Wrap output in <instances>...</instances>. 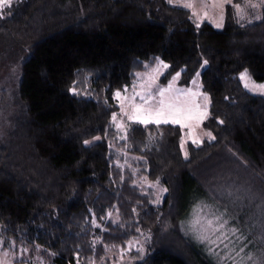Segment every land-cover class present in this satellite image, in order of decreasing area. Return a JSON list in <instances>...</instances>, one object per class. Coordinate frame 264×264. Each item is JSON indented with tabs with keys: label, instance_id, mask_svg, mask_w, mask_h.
<instances>
[{
	"label": "trees",
	"instance_id": "trees-1",
	"mask_svg": "<svg viewBox=\"0 0 264 264\" xmlns=\"http://www.w3.org/2000/svg\"><path fill=\"white\" fill-rule=\"evenodd\" d=\"M2 11L0 46L19 47L21 75L0 143L3 250L116 264L110 250L146 235L135 264H216L182 230L205 202L264 234V97L239 77L264 82V9L245 24L228 5L223 30L169 0H12ZM156 57L169 66L163 82L179 72L187 86L200 72L210 97L203 128L215 139L189 143L187 158L179 126L130 123L122 134L112 118L114 94L132 91ZM144 181L167 189L161 205Z\"/></svg>",
	"mask_w": 264,
	"mask_h": 264
},
{
	"label": "rangeland",
	"instance_id": "rangeland-1",
	"mask_svg": "<svg viewBox=\"0 0 264 264\" xmlns=\"http://www.w3.org/2000/svg\"><path fill=\"white\" fill-rule=\"evenodd\" d=\"M186 2H191L193 4L192 8H187L190 10L191 14L193 15L194 19L199 22H208L212 24L217 30H223L226 26V8L228 5H235L239 4L240 9L236 11L238 13L239 19L241 22L247 24L252 23L255 21L260 20L261 12L264 9V2L262 0H231V4H225L223 12H221L220 8L213 7V4L215 2H218V0H172V3L182 6ZM252 5H255L253 7ZM205 13L207 15L205 16ZM221 16L223 17L221 19ZM221 24V27H217V24ZM5 43H2L0 46V143L1 140L5 139L8 136V130L12 127V121L14 116L16 115V112L19 108L18 103V82L21 77L20 75V62H19V52L14 53V50L19 49V47L13 46V48H9L10 53H6L8 51L5 46ZM17 47V48H16ZM5 64H2V63ZM164 64H166L164 62ZM1 65L3 68L6 67V69L2 70ZM168 65V64H167ZM157 65L151 69L148 73H141L138 75L135 88L131 92H120L121 98L123 99L124 109L121 110V99H118L115 97L119 107H120V116L116 118L115 126L117 129L122 133L125 134L130 123H140L136 120H130L128 119V115H131L133 113V109L131 107V104L134 102L135 104H140L141 101L139 97L137 96L134 101L129 100L128 98H131L134 96L135 93L143 92L144 91V85L146 84L147 78L149 76H154V82L152 84V91L155 93L156 89L158 87H164L166 88L168 86V83L172 81V78L176 76V74L168 81L163 82V77L165 76L167 69L163 66H160L159 68V74L153 73V69H155ZM246 72L245 79H241L240 74V80L242 82L243 87L250 93L254 95H259L264 97V90H261L259 88L260 85H264V82H258L255 81L250 74L247 71H244L242 73ZM180 77L176 79L173 85V91L174 93H179L187 90H191L192 92H198L200 95L197 96V102L200 105L201 111H203L206 107L207 109V116L206 118L200 120L197 122L196 119L192 120H186L183 122V124H174L170 120L168 123L161 122L160 124H170L174 126H179L182 130V138H183V147L182 152L185 157V152H187V145L189 143L192 144V139H197L201 141L200 145L205 141V136H208V131H205L203 128V124L205 120L208 117L209 108H210V97L209 95L204 91L202 80H201V74L199 72V76H195L193 80H195V83L191 82L187 86H183L180 84ZM192 80V81H193ZM245 84L248 85V87H245ZM207 97V100L205 99ZM127 113V114H126ZM142 124V123H141ZM149 124H156V123H149ZM147 124V125H149ZM158 125V124H157ZM185 125H191V127L185 126ZM212 135V134H211ZM213 137V135H212ZM210 140H212L210 138ZM188 156V155H187ZM140 186L143 187H149L154 189L153 195L154 198V204L161 205L164 202V198L166 195V192H163L162 189L165 187L160 184H150L147 181H144L140 184ZM115 214V213H114ZM215 214L217 216L222 215L225 220L228 221L227 225H225L224 231L227 233L228 238L223 239V243H220L219 247L216 248V253L218 255L212 254L208 251V248L210 245H207L205 243H200L196 239L197 232L195 230L200 229V225L196 224L195 221L197 219L201 220V223H203V218L208 217L211 218V216ZM260 218V220H264V214L263 212H257L256 216ZM261 215V216H260ZM116 218L117 217H112ZM248 223V222H247ZM245 221L242 220L238 222L237 224H234L231 222L229 217L213 202H205V203H199L187 216L185 219L182 230L183 234L191 241L194 242L197 246H199L205 254L209 255V257L216 263V264H233L232 260H223L222 257L225 255L226 252L232 251V255L235 257L236 264H264V234H261L260 232H253L250 229V226ZM101 229L104 228V225H98ZM238 228L239 231L233 235L229 230V228ZM245 237L247 239H245ZM215 239V237H213ZM148 237L142 236L140 238H136L131 240L125 247H120L117 249L110 250L107 257L104 259L105 261L109 260L111 263L116 264H135L139 259H141L142 254L144 256V253L146 252L148 248ZM227 244L228 248L226 249L224 245ZM243 247V251H240V249ZM143 248V251H138V249ZM37 251L44 252V250L38 248ZM25 252V253H24ZM22 253H16L14 250H10V252L3 250V245L0 242V264H27V261H29L32 258V264H47V260H49L50 255H46L44 253L43 255L38 253L36 255L37 257H31L33 251L28 250L24 251ZM237 252H239V255H237ZM247 253V255H245ZM248 256H251L252 259H248ZM30 258V259H29ZM104 261V262H105Z\"/></svg>",
	"mask_w": 264,
	"mask_h": 264
},
{
	"label": "snow or ice",
	"instance_id": "snow-or-ice-1",
	"mask_svg": "<svg viewBox=\"0 0 264 264\" xmlns=\"http://www.w3.org/2000/svg\"><path fill=\"white\" fill-rule=\"evenodd\" d=\"M171 3L172 0H169ZM264 2V0H262ZM225 4H231V0H218V2H215L213 4V7L220 8L221 12H223L224 5ZM7 6L10 8L12 6V0H0V16H3L2 9ZM184 7L192 8L193 4L191 2H186ZM255 7V5H252ZM237 10L240 9L239 4L233 5ZM207 13H205V16ZM223 17L221 16V19ZM217 27H221V24H217ZM157 60V67L153 69V73L159 74V68L160 66H163L164 68H168L169 66L167 64H164L162 60H160L159 57L155 58ZM208 63L207 60L203 61V64L206 65ZM139 75V74H138ZM180 73L177 72L176 76L172 78V81L168 83V86L166 88L164 87H158L153 93L152 91V84L154 82V76H149L147 78L146 84L144 85V91L135 93L133 97L128 98L131 101H134L135 98L138 96L141 103L135 104L134 102L131 104V107L133 109V113L131 115H128V119L130 120H136L139 121L142 124H149V123H156L160 124L161 122L168 123L169 120L174 124H183L186 120H192L196 119L197 122L200 120L206 118L207 116V109L201 111L200 105L197 102V96L200 95L198 92H192L190 89L187 91L174 93L173 91V85L176 79L179 77ZM197 76H199V73H197ZM246 76L245 73H241V79L244 80ZM195 83V80L192 81ZM245 87H248L247 84H245ZM259 88L261 90H264V85H260ZM73 94L78 95L79 92L75 87L70 89ZM126 91V89H125ZM115 97L118 99H121V110L124 109L123 99L121 98V93L117 91L115 94ZM207 100V97H205ZM127 114V113H126ZM113 121L116 120V115L113 114ZM220 123H223V121H220ZM188 127H191V125H185ZM208 136L211 139H215V137H212L211 133H208ZM95 139H99V137H96ZM201 141L197 139H192V144H199ZM85 144H88L89 141H85ZM181 147H183V141L181 142ZM185 158H187V152L184 153ZM157 183H159L157 181ZM163 192H166L167 189H162ZM111 215V214H109ZM196 224L200 225L199 230H195L197 232L196 239L200 243H205L207 245H210L208 248V251L212 254L218 255L216 253V248L219 247L220 243H223V239H227V233L224 231L225 225H227L228 221L223 218L222 215L217 216L213 214L211 218L204 217L203 223H201L200 219H197L195 221ZM233 235H235L239 229L232 227L229 228V230ZM215 237V239L213 238ZM245 239H247L245 237ZM224 247L227 249L228 245L225 244ZM22 252L27 251V249H22ZM138 251H143V248L138 249ZM240 251H243V247L240 249ZM237 255H239V252H237ZM247 255V253L245 254ZM223 260H232L233 264H236L235 257L232 255V251H228L225 253V255L222 257ZM248 259H252L251 256H248Z\"/></svg>",
	"mask_w": 264,
	"mask_h": 264
},
{
	"label": "crops",
	"instance_id": "crops-1",
	"mask_svg": "<svg viewBox=\"0 0 264 264\" xmlns=\"http://www.w3.org/2000/svg\"><path fill=\"white\" fill-rule=\"evenodd\" d=\"M151 71V70H150ZM149 72V71H148ZM148 72H145V73H148ZM134 90V89H133ZM132 90V91H133ZM129 92H131V91H129ZM205 140H210V137L209 136H205Z\"/></svg>",
	"mask_w": 264,
	"mask_h": 264
}]
</instances>
